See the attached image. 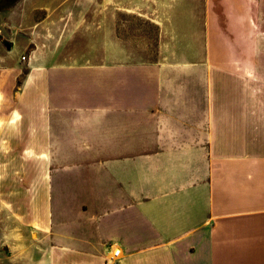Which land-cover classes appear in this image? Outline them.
Here are the masks:
<instances>
[{
  "label": "crops",
  "instance_id": "0c3cea01",
  "mask_svg": "<svg viewBox=\"0 0 264 264\" xmlns=\"http://www.w3.org/2000/svg\"><path fill=\"white\" fill-rule=\"evenodd\" d=\"M35 3L25 72L0 58V172L48 170L9 264H264V0H155L151 59L131 0Z\"/></svg>",
  "mask_w": 264,
  "mask_h": 264
},
{
  "label": "rangeland",
  "instance_id": "374dc122",
  "mask_svg": "<svg viewBox=\"0 0 264 264\" xmlns=\"http://www.w3.org/2000/svg\"><path fill=\"white\" fill-rule=\"evenodd\" d=\"M135 3V7L129 11L117 10L116 17L124 20L126 27L123 32L128 33L129 40L134 46L142 48L140 54L142 58H154V38L155 26L145 20L139 18V14L149 16L154 8L151 4L155 0H131ZM161 13L165 16L172 15L173 10L180 15L182 6L186 0H176V4L180 7L172 9L173 0H161ZM179 1V2H178ZM179 3V4H178ZM35 0H0V58L11 60V67H19L20 74L26 70V54L29 48V29L32 25L31 14L36 9ZM137 7H141L139 11ZM142 5V6H141ZM180 11V12H178ZM142 12V13H141ZM101 14V13H100ZM106 13V8L104 10ZM147 44V50H144ZM24 57V58H23ZM139 57V56H137ZM3 79H10V72L3 67ZM259 78L264 80V72L259 73ZM28 153H20V168L17 167V154L4 153L5 167L1 170L0 179V264H9V257L12 255V241H17L19 238L27 239L29 236V219L27 213L28 207L35 206V200H29L27 196L28 188L36 192H42L45 188V177L47 168L44 167L42 158L37 157L35 167L32 168L35 179L30 183L22 182V176L25 169L22 167V159L27 157ZM11 176L20 178L19 184H11ZM14 197V199H13Z\"/></svg>",
  "mask_w": 264,
  "mask_h": 264
},
{
  "label": "built area",
  "instance_id": "2783aa9c",
  "mask_svg": "<svg viewBox=\"0 0 264 264\" xmlns=\"http://www.w3.org/2000/svg\"><path fill=\"white\" fill-rule=\"evenodd\" d=\"M24 58V57H23ZM119 249H115L114 251H113V254L115 255V256H118L119 255Z\"/></svg>",
  "mask_w": 264,
  "mask_h": 264
}]
</instances>
